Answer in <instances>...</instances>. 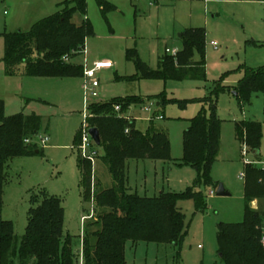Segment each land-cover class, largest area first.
<instances>
[{
    "label": "rangeland",
    "instance_id": "1",
    "mask_svg": "<svg viewBox=\"0 0 264 264\" xmlns=\"http://www.w3.org/2000/svg\"><path fill=\"white\" fill-rule=\"evenodd\" d=\"M71 1L0 0V101L4 116L34 114L40 118L37 133L24 140L40 154L13 158L6 167L1 217L12 224L19 245L26 233L29 212L36 206L33 197L38 201L43 195L59 200L63 208V240L69 238L78 264L84 234L99 229L97 221L106 211L94 206L95 194L113 186L101 161L103 148L92 144L87 156L95 152L94 193L90 203L84 202L76 142L86 112L83 80L8 77L2 63L3 34L27 32ZM102 1L107 3V9L100 6ZM84 19L90 22L93 33L85 42L86 67L105 60L112 64V68L96 75L99 88L93 103L137 96L143 104L129 107L126 119L134 117L136 128L143 133L152 123L167 133L170 141V164L129 162L127 185L131 192L153 198L160 192L184 194L191 190L201 196L200 205L191 197L177 202L186 231L179 247L127 242L126 264H222L218 226L244 221V179L240 178L245 172L244 158L253 162L249 166L264 168V95L253 94L247 105L234 95L246 69L264 68V0H86L85 15L76 12L72 21L78 25ZM195 29L205 34L203 80L129 81L136 75V66L134 58L127 59L128 55L134 53L149 70H156L165 50H181L179 36ZM210 43H216L217 49ZM194 59H199L196 52ZM78 62L82 57L73 59V63ZM161 100L163 104L157 106ZM212 115L220 121V149L209 172L213 185L197 186L196 171L178 164L183 158V134L189 120ZM250 121L262 127L257 156L247 147L243 156V145L235 137V123ZM45 137L48 141L42 144ZM219 185L227 196L216 195ZM210 191L214 194L209 195ZM253 202V210L260 212L264 220V201ZM91 210L92 218L82 221ZM13 263L17 264L15 258Z\"/></svg>",
    "mask_w": 264,
    "mask_h": 264
},
{
    "label": "trees",
    "instance_id": "2",
    "mask_svg": "<svg viewBox=\"0 0 264 264\" xmlns=\"http://www.w3.org/2000/svg\"><path fill=\"white\" fill-rule=\"evenodd\" d=\"M100 6L107 9V3ZM85 15L86 0H72L60 6L52 16L35 23L27 32L3 34L4 74L8 77L74 79L82 78V64L73 63L85 50L86 39L92 27L88 19L73 23V15ZM182 48L176 56L165 53L157 61V69L148 67L128 55L136 66V75L130 80H203L205 78V34L202 29L188 30L180 37ZM199 59H194V53ZM67 59V60H65ZM264 95V68L246 69L238 83L236 98L250 103L253 94ZM142 105L137 96L114 99L88 106V128H97L104 155L101 161L113 181L110 189L98 191L94 206L104 209L97 221L99 229L84 234L82 240L83 264H126L125 245L140 242L179 247L186 234L184 215L177 209L182 197L193 198L198 205L201 196L187 190L184 194L160 192L153 198L131 192L127 185V166L131 161H162L171 163L170 141L167 133L152 123L146 132L136 128L134 120H127L128 108ZM162 100L159 106L162 105ZM119 106V111L115 107ZM107 116V117H106ZM40 118L4 116L0 101V264H75L70 240H63V208L60 201L43 195L29 212L28 225L18 245L12 224L1 217L2 190L6 182V167L16 157L40 154L35 146L24 144L25 137L38 131ZM79 135L77 145L80 143ZM235 137L253 152L259 150L262 127L257 122L235 123ZM183 158L178 164L191 166L197 174L196 184L213 185L209 172L216 162L220 148V121L212 115L189 120L184 131ZM81 186L84 202L91 200L93 186L92 163L81 158ZM244 221L240 224H220L217 231L218 253L222 264H264L261 246L262 214L253 210V201H264V168L245 165ZM217 187V186H216ZM200 209V206L198 207ZM90 228V225H89ZM91 240H94L92 242ZM77 264V263H76ZM79 264V262H78Z\"/></svg>",
    "mask_w": 264,
    "mask_h": 264
},
{
    "label": "built area",
    "instance_id": "3",
    "mask_svg": "<svg viewBox=\"0 0 264 264\" xmlns=\"http://www.w3.org/2000/svg\"><path fill=\"white\" fill-rule=\"evenodd\" d=\"M210 45L213 47V49H217V45L216 43H210ZM165 53L171 56H176L177 54V50L173 49V50H165ZM67 60V59H65ZM82 68H83V75H82V80H83V84H82V89H83V93H84V104L86 106V112H85V119H84V124L82 127V132H81V137H80V143L77 145V149L80 152V156L82 159L84 160H88L89 162L92 163V159L95 156V152L91 151L90 155L87 156V150L91 149L92 144H94V142L92 141V139L90 138L89 134H88V125L86 123V120L88 119L89 115H88V106L95 101V99L98 97V88H99V80L96 77V75L103 71V70H107L112 68V64L109 61H98L93 63L91 68H87L86 67V61H85V50L83 52V62H82ZM88 96H90L92 98L91 101L88 100ZM115 111H119V106H116ZM48 141V138L45 137L43 139H41V143L45 144ZM243 156H246L247 154V149L246 146L243 145ZM244 163L245 165H251L253 164V162H251L249 159L244 158ZM240 178L244 179V173H242L240 175ZM214 193L212 191H210L209 195H213ZM93 212L91 210V212L85 216L82 217V221L85 220H89L92 218ZM261 246L262 249L264 251V220L261 223ZM79 264H83V258H82V253L80 255V260H79Z\"/></svg>",
    "mask_w": 264,
    "mask_h": 264
},
{
    "label": "water",
    "instance_id": "4",
    "mask_svg": "<svg viewBox=\"0 0 264 264\" xmlns=\"http://www.w3.org/2000/svg\"><path fill=\"white\" fill-rule=\"evenodd\" d=\"M180 37V36H179ZM157 106H159V104H157ZM88 134L90 136V138L92 139V141L94 142L95 145L100 146L101 144V140H100V135H99V131L97 128H89L88 130ZM258 152L256 151L255 154H257ZM216 195L219 197H224L227 196L228 193L225 192L224 188L222 185H219L216 189ZM252 204H250V207L252 208Z\"/></svg>",
    "mask_w": 264,
    "mask_h": 264
},
{
    "label": "crops",
    "instance_id": "5",
    "mask_svg": "<svg viewBox=\"0 0 264 264\" xmlns=\"http://www.w3.org/2000/svg\"><path fill=\"white\" fill-rule=\"evenodd\" d=\"M173 50V49H172ZM175 50H177V49H175ZM177 51H179V50H177ZM82 57V62H83V55L81 56ZM82 62H78L77 64H82ZM3 70H4V66H3ZM108 70V69H107ZM18 77H22V76H16V78H18ZM81 79V78H80ZM133 118V120L135 121V119H134V117H132ZM135 124H136V121H135ZM220 149V148H219ZM136 162V161H135ZM139 162V161H138ZM128 167V166H127ZM225 190V189H224ZM225 192H227V191H225ZM210 193V192H209ZM253 206H252V209L254 208V206H255V203L254 202H252L251 203Z\"/></svg>",
    "mask_w": 264,
    "mask_h": 264
}]
</instances>
